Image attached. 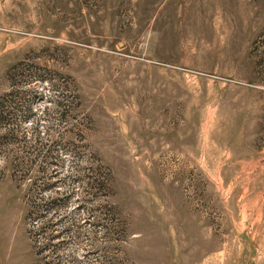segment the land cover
Returning <instances> with one entry per match:
<instances>
[{"label": "rangeland", "instance_id": "obj_1", "mask_svg": "<svg viewBox=\"0 0 264 264\" xmlns=\"http://www.w3.org/2000/svg\"><path fill=\"white\" fill-rule=\"evenodd\" d=\"M0 264H264V0H0Z\"/></svg>", "mask_w": 264, "mask_h": 264}]
</instances>
